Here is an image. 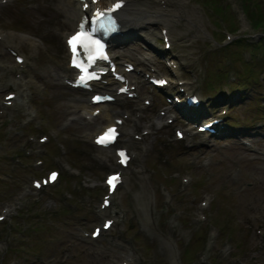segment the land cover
Returning a JSON list of instances; mask_svg holds the SVG:
<instances>
[{
  "label": "rangeland",
  "instance_id": "1",
  "mask_svg": "<svg viewBox=\"0 0 264 264\" xmlns=\"http://www.w3.org/2000/svg\"><path fill=\"white\" fill-rule=\"evenodd\" d=\"M247 1L248 18L240 12L242 0H146L149 13L139 11L136 24L117 44L110 42L119 58H142L140 71L153 66L167 72L163 55L176 59L167 89H176V77L184 79L185 89L201 100L195 118L222 107L226 126L216 136L191 132L189 145L173 138L172 126L184 124L182 117L166 104L162 90L137 75L136 88L150 103L138 102L134 131L146 132L133 145L126 143L136 151L106 212L117 221L96 239L87 232L100 219V180L113 166L111 156L88 139L105 122L106 111L84 118L76 110L81 95L60 82L66 67L61 30L70 26L57 0L0 4V68L17 80L24 97L0 115V207L11 204L0 221V264H117L121 258L129 264H264V49L257 44L264 32L250 26V16L263 17L264 0ZM211 2L225 6L215 11ZM153 8L169 13L168 20L156 18ZM254 21L261 23L259 17ZM160 22H166L169 50L160 46ZM236 37L249 44L233 42ZM4 43L16 46L24 61L15 64ZM2 92L0 85V99ZM164 105L174 119L160 117L161 123L146 126ZM132 106L126 100L114 107L134 116ZM28 113L30 120L20 122ZM42 131L48 139L39 144L34 137ZM19 144L28 148L25 156ZM34 157L43 162L32 165ZM50 163L58 167V178L32 189L28 175L43 174Z\"/></svg>",
  "mask_w": 264,
  "mask_h": 264
},
{
  "label": "bare ground",
  "instance_id": "2",
  "mask_svg": "<svg viewBox=\"0 0 264 264\" xmlns=\"http://www.w3.org/2000/svg\"><path fill=\"white\" fill-rule=\"evenodd\" d=\"M138 1L139 0H125V3L122 5V9L119 11V14L117 16L119 18V20H120V24H119V28H121V31H120L121 33L120 34H123L125 31L126 32L129 31V29L132 28L131 25L136 24V22H135L136 21V18H137L136 15L138 14L139 11H144V12L146 11V12H148L150 10V9L146 8L145 6H143V1H146V0H141L142 3H139ZM57 3L58 4H56V3L55 4L58 5V7H60L61 10L63 11L64 20H65L66 25L68 24L69 26L72 27L73 24L75 23V18L77 17V14L79 12L78 9L76 10L77 3L74 0H57ZM151 12H153L154 14H156V18H159V19L161 18L163 21L164 20L165 21L168 20L167 16H169V13L167 14L165 12V10L162 11L160 9L158 10L156 8H153V9H151ZM178 12L179 11H177V13ZM176 15H178V14H176ZM156 18L154 17V19H156ZM166 18H167V20H166ZM154 19H152V20H154ZM65 32L67 33V31H65ZM136 61L139 62L138 58L136 59ZM2 83L4 85H6V86L9 87V86L12 85L13 81H9L8 82L7 79H6V80H3ZM116 100L119 101V102H121L119 96L116 97ZM108 109L110 110L111 108H108ZM151 122H152V124L156 125L157 123H159V120L156 117H154V118L151 119ZM160 123H161V121H160ZM130 128H131L130 125L125 124V123H122L121 126H120L121 136H125L126 130L127 129H130ZM186 130H187V134H189L190 133L189 128H186ZM123 140L125 142H131V140H129L127 138H124ZM56 178H58L57 175L55 176V178H54V180L52 182H54ZM116 186H118V184H116Z\"/></svg>",
  "mask_w": 264,
  "mask_h": 264
},
{
  "label": "snow or ice",
  "instance_id": "3",
  "mask_svg": "<svg viewBox=\"0 0 264 264\" xmlns=\"http://www.w3.org/2000/svg\"><path fill=\"white\" fill-rule=\"evenodd\" d=\"M119 6H120L119 4H116L114 7H119ZM69 44L73 46V50L75 51L76 46L79 44H84L85 46H89L91 44H99V42L92 40L91 31H85L84 25H81V31L77 32L73 37L69 39ZM109 131H112V130H109ZM54 176L55 174H53V177ZM118 179H119L118 176L109 177L108 183L112 185V187L114 188L115 182L118 181ZM105 227H108V224H105Z\"/></svg>",
  "mask_w": 264,
  "mask_h": 264
},
{
  "label": "trees",
  "instance_id": "4",
  "mask_svg": "<svg viewBox=\"0 0 264 264\" xmlns=\"http://www.w3.org/2000/svg\"><path fill=\"white\" fill-rule=\"evenodd\" d=\"M215 7L216 8H218V5L216 4L215 5ZM247 11H248V13H252L250 10H248L247 9ZM250 16V15H249ZM259 17V20L262 22V24H259V26H261V30L262 31H264V17H262V16H256L255 18H258ZM255 18L253 17V16H250V21H251V23H252V26H254L255 24H257V22L256 21H254L255 20ZM240 40H242L241 38H239V37H236L234 40H233V42H240ZM258 45L261 47V48H264V45L261 43V41H258ZM261 50H263V49H261Z\"/></svg>",
  "mask_w": 264,
  "mask_h": 264
}]
</instances>
